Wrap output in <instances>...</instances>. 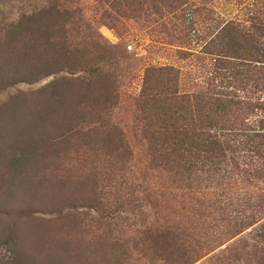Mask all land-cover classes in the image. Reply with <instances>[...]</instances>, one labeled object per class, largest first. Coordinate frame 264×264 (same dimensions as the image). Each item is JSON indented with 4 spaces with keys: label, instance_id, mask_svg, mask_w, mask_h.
Returning a JSON list of instances; mask_svg holds the SVG:
<instances>
[{
    "label": "rangeland",
    "instance_id": "obj_1",
    "mask_svg": "<svg viewBox=\"0 0 264 264\" xmlns=\"http://www.w3.org/2000/svg\"><path fill=\"white\" fill-rule=\"evenodd\" d=\"M253 1L57 0L79 19L84 68L0 88V123L22 92L58 132L77 111L76 133L33 184L14 180L12 198L0 187V264H264L263 185L234 182L226 162L198 172L167 160L158 70L177 69L183 90L200 81L216 19ZM18 6L0 0V22Z\"/></svg>",
    "mask_w": 264,
    "mask_h": 264
},
{
    "label": "trees",
    "instance_id": "obj_2",
    "mask_svg": "<svg viewBox=\"0 0 264 264\" xmlns=\"http://www.w3.org/2000/svg\"><path fill=\"white\" fill-rule=\"evenodd\" d=\"M46 3L39 7L21 0L15 17L0 22V88L84 68V47L79 50L74 42L80 32L75 12L57 0ZM249 7L253 10L243 17L216 19L202 50L212 56L207 62L210 71L200 81L183 90L177 69L158 68L166 70V129L161 135L166 137L167 160L178 167L187 163L195 171L212 172L216 164L226 162L234 182L255 180L264 187V0H254ZM27 97L19 92L3 105L0 187L5 184L8 198L16 182L33 184L55 160L57 143L69 145L76 133L72 114L77 111L66 117L67 130L58 132L53 125L61 120L47 121ZM91 199L97 210L96 198Z\"/></svg>",
    "mask_w": 264,
    "mask_h": 264
}]
</instances>
